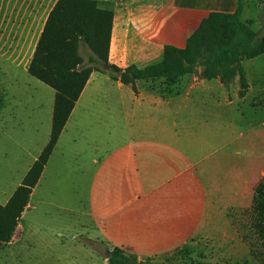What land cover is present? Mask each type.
Wrapping results in <instances>:
<instances>
[{
    "label": "crops",
    "instance_id": "1",
    "mask_svg": "<svg viewBox=\"0 0 264 264\" xmlns=\"http://www.w3.org/2000/svg\"><path fill=\"white\" fill-rule=\"evenodd\" d=\"M55 1L18 0L17 11L11 14L10 22L0 26L6 31L0 36V56L26 70ZM96 2L100 8L113 12L108 63L119 68L129 65L142 68L157 63L163 57L165 45L183 48L188 35L211 12L234 13L239 6L240 18L247 20L257 8V0ZM83 51H87L86 57L91 54L90 49L81 44L82 57ZM244 61L241 60V65L247 92L238 97L235 78L233 113L228 115L215 109V101L209 107L211 94L223 97L227 91L219 79L198 77L201 66L197 73L181 76L180 85H175L168 93L150 85L160 79L136 80L134 92L130 84L114 80L109 71L92 70L25 208L57 155L62 136L71 131L73 137L79 133L88 112L141 111L151 117L144 125L147 133L130 135L92 159L86 215L93 237L104 244L134 254L138 260L168 258L173 250L208 228L204 224L209 221V184L213 185L212 194L221 196L225 190V177L218 170L223 154L202 152L204 142L208 138H213V142H223V138H232L234 142L243 138H264V116L245 118L246 113L240 110L239 104L254 90L250 81L253 67L246 68ZM38 140L28 145L17 143L25 163L11 191H0V204L7 202L48 138ZM235 177L240 183L241 174L236 173ZM251 181L256 182L255 172L245 174L244 182Z\"/></svg>",
    "mask_w": 264,
    "mask_h": 264
},
{
    "label": "rangeland",
    "instance_id": "2",
    "mask_svg": "<svg viewBox=\"0 0 264 264\" xmlns=\"http://www.w3.org/2000/svg\"><path fill=\"white\" fill-rule=\"evenodd\" d=\"M17 4L18 0H0V26L10 22ZM262 6L257 0V8L248 15L250 19L243 20L242 27H228L224 47L205 53L203 58L227 53L244 40L249 29L257 32ZM2 34H6L3 27ZM86 53L83 51L85 61ZM203 58L198 60L196 73L199 66L203 70ZM251 58L243 59L246 68L253 67L250 81L254 90L239 106L242 114L246 113L245 118H258L264 116V50ZM201 71L196 74L198 77ZM221 76L216 74L214 79L224 83ZM234 80L239 86L238 97L246 94L248 84L239 96L241 87L235 74L224 83L227 92L223 97L209 96V107L215 104L221 114L233 113ZM150 85L163 92L161 80ZM53 94L51 87L29 75L23 66L0 56V191H11L25 163L17 143L28 145L49 138ZM147 118L151 117L132 109L126 113L92 111L86 114L79 133L74 137L72 131L64 134L57 155L20 216L14 237L0 244V264H108L105 245L93 237L86 215L92 159L130 135L147 133ZM211 139L204 142L201 151L223 154L218 170L225 177V190L221 196L212 194L213 185L209 184V221L204 224L208 228L173 250L169 260L175 264L200 259L217 264H264V221L257 219L253 203L255 187L264 180V138H243L240 142L232 138H223V142ZM249 172H255V183L244 182ZM236 173L241 174L240 183L236 182Z\"/></svg>",
    "mask_w": 264,
    "mask_h": 264
},
{
    "label": "trees",
    "instance_id": "3",
    "mask_svg": "<svg viewBox=\"0 0 264 264\" xmlns=\"http://www.w3.org/2000/svg\"><path fill=\"white\" fill-rule=\"evenodd\" d=\"M260 1L263 4V0ZM112 18V10L100 8L96 0H56L47 14L26 71L54 90L49 138L7 202L0 204V244L11 240L30 193L91 71H105L103 65L108 63ZM230 25L231 29L244 25L240 18L239 6L234 13H209L188 35L183 48L165 45L163 57L157 63L142 68L134 65L119 68L110 64L108 71L114 80L130 84L134 92L135 82L139 79H160L163 82V90L169 91L181 76L195 71L198 60L203 58L205 53L211 54L216 48L224 47ZM246 32L244 40L235 43L227 53L210 55L201 61V77L205 79L220 74L224 83H228L231 76L233 78L237 74L241 87L239 96L244 94L247 84L241 60L254 57L264 50V38L251 43L256 32L250 29ZM81 44L91 51L85 62L79 52ZM253 203L257 219L263 222L264 180L255 187ZM104 245L105 250L110 251L107 256L108 264H175L169 260V255L162 261L138 260L134 254L116 246ZM179 264L217 263L200 259Z\"/></svg>",
    "mask_w": 264,
    "mask_h": 264
},
{
    "label": "water",
    "instance_id": "4",
    "mask_svg": "<svg viewBox=\"0 0 264 264\" xmlns=\"http://www.w3.org/2000/svg\"><path fill=\"white\" fill-rule=\"evenodd\" d=\"M259 21L261 22V26L259 27L258 31L254 34L253 39L251 40V43H254L256 41L261 40L262 38H264V0H263V8L261 11V14L259 16ZM110 68V64L106 63L103 65V69L108 71ZM119 73V71H118ZM107 256L110 255V251H108Z\"/></svg>",
    "mask_w": 264,
    "mask_h": 264
}]
</instances>
